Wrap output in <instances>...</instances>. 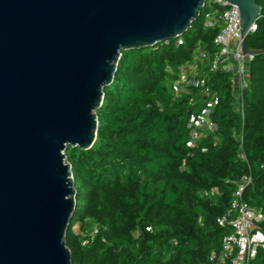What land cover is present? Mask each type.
Returning <instances> with one entry per match:
<instances>
[{
	"label": "trees",
	"instance_id": "trees-1",
	"mask_svg": "<svg viewBox=\"0 0 264 264\" xmlns=\"http://www.w3.org/2000/svg\"><path fill=\"white\" fill-rule=\"evenodd\" d=\"M255 1L261 13L246 44L262 51L247 65L241 105L231 72L197 67L219 97L217 129L199 140L187 122L211 94L177 80L197 51H218L220 26L207 19L224 6L205 2L182 34L122 50L96 111V140L66 149L77 200L66 233L73 264H216L211 254L230 230L217 219L244 176L242 197L264 216V0ZM214 187L218 194L205 193ZM249 264H264V248Z\"/></svg>",
	"mask_w": 264,
	"mask_h": 264
},
{
	"label": "water",
	"instance_id": "water-1",
	"mask_svg": "<svg viewBox=\"0 0 264 264\" xmlns=\"http://www.w3.org/2000/svg\"><path fill=\"white\" fill-rule=\"evenodd\" d=\"M207 0H0V264H73L69 145L90 148L122 50L185 32ZM240 11L246 35L255 0ZM79 264H83L80 262Z\"/></svg>",
	"mask_w": 264,
	"mask_h": 264
},
{
	"label": "built area",
	"instance_id": "built-area-1",
	"mask_svg": "<svg viewBox=\"0 0 264 264\" xmlns=\"http://www.w3.org/2000/svg\"><path fill=\"white\" fill-rule=\"evenodd\" d=\"M206 2H217L224 6L218 15H212L207 19L209 26H220V30L214 37L218 51L213 55H209L205 50L197 51L194 63L183 66L177 80L178 86L183 84L199 86L212 97L207 106L192 113L187 122L190 138L195 141L201 139L206 130L217 129V123L212 118V112L219 100L218 95L213 93L209 87L207 79L196 75L197 67L203 63H208L213 70L222 69L231 72L233 79L236 75L240 90L237 105H241L242 89L247 80L246 63L253 57L249 54L244 55L238 7L222 0H207ZM255 29L256 21L248 32ZM250 180L251 177L244 176L243 181L233 193L230 209L217 219L220 226L228 227L230 230L222 238V247L219 253L213 252L211 254V259H215L216 264H249L259 250L264 248V226L261 224L264 216L258 209L251 207L242 197L245 184ZM218 192L216 187L205 191L208 195H215ZM93 231L96 232L97 228H94Z\"/></svg>",
	"mask_w": 264,
	"mask_h": 264
},
{
	"label": "rangeland",
	"instance_id": "rangeland-1",
	"mask_svg": "<svg viewBox=\"0 0 264 264\" xmlns=\"http://www.w3.org/2000/svg\"><path fill=\"white\" fill-rule=\"evenodd\" d=\"M234 89H235L236 101L238 103L239 96H240V90H239V87H238V79L236 78V75L234 76Z\"/></svg>",
	"mask_w": 264,
	"mask_h": 264
},
{
	"label": "crops",
	"instance_id": "crops-1",
	"mask_svg": "<svg viewBox=\"0 0 264 264\" xmlns=\"http://www.w3.org/2000/svg\"><path fill=\"white\" fill-rule=\"evenodd\" d=\"M248 63H249V60L247 61V63H246V64L248 65Z\"/></svg>",
	"mask_w": 264,
	"mask_h": 264
}]
</instances>
